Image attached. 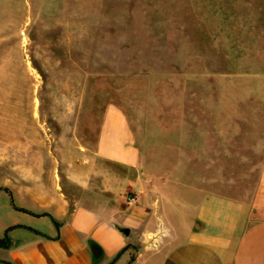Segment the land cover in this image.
Returning a JSON list of instances; mask_svg holds the SVG:
<instances>
[{
  "label": "rangeland",
  "instance_id": "374dc122",
  "mask_svg": "<svg viewBox=\"0 0 264 264\" xmlns=\"http://www.w3.org/2000/svg\"><path fill=\"white\" fill-rule=\"evenodd\" d=\"M115 109L164 171L177 113L186 127L191 112L202 125L212 112L215 128L224 120L259 137L264 0H0V189L26 194L31 174L77 156ZM3 221L40 224L0 204Z\"/></svg>",
  "mask_w": 264,
  "mask_h": 264
},
{
  "label": "crops",
  "instance_id": "0c3cea01",
  "mask_svg": "<svg viewBox=\"0 0 264 264\" xmlns=\"http://www.w3.org/2000/svg\"><path fill=\"white\" fill-rule=\"evenodd\" d=\"M179 116L169 171L143 155L115 109L105 112L94 140L76 144L77 156L55 159L45 177L31 174L26 194L0 189L5 213L19 211L9 190L17 206L49 214L23 212L40 221L36 227L1 223L8 244L0 246V264H264V129L254 138L241 126L231 134L224 120L215 128L212 112L204 125L191 112L189 127ZM128 195L138 201L127 205Z\"/></svg>",
  "mask_w": 264,
  "mask_h": 264
},
{
  "label": "trees",
  "instance_id": "16d2710c",
  "mask_svg": "<svg viewBox=\"0 0 264 264\" xmlns=\"http://www.w3.org/2000/svg\"><path fill=\"white\" fill-rule=\"evenodd\" d=\"M9 194H10V203L12 205V207L16 210H19V211H22V212H26V213H31L33 215H37V216H41V215H49L48 213L46 212H42V213H33L31 211H29L28 209L26 208H23V207H20V206H17L15 203H14V200L12 198V195H11V192L8 190ZM51 217V216H50ZM52 218V217H51ZM53 219V218H52ZM54 220V219H53ZM54 222L57 224V222L54 220ZM58 225V224H57ZM8 244V237L7 235L5 234L3 237H0V246H6ZM6 264H12L11 262H5Z\"/></svg>",
  "mask_w": 264,
  "mask_h": 264
},
{
  "label": "built area",
  "instance_id": "2783aa9c",
  "mask_svg": "<svg viewBox=\"0 0 264 264\" xmlns=\"http://www.w3.org/2000/svg\"><path fill=\"white\" fill-rule=\"evenodd\" d=\"M138 201V198L136 195H128L126 197V204L127 205H131V204H134Z\"/></svg>",
  "mask_w": 264,
  "mask_h": 264
},
{
  "label": "water",
  "instance_id": "95a60500",
  "mask_svg": "<svg viewBox=\"0 0 264 264\" xmlns=\"http://www.w3.org/2000/svg\"><path fill=\"white\" fill-rule=\"evenodd\" d=\"M93 251L95 252V251H96V249H93Z\"/></svg>",
  "mask_w": 264,
  "mask_h": 264
}]
</instances>
